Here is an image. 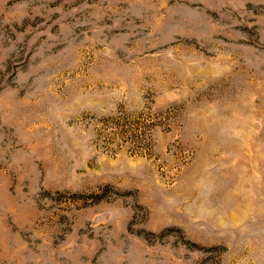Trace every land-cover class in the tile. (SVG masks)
Here are the masks:
<instances>
[{"label": "rangeland", "instance_id": "obj_1", "mask_svg": "<svg viewBox=\"0 0 264 264\" xmlns=\"http://www.w3.org/2000/svg\"><path fill=\"white\" fill-rule=\"evenodd\" d=\"M0 264H264V0H0Z\"/></svg>", "mask_w": 264, "mask_h": 264}]
</instances>
